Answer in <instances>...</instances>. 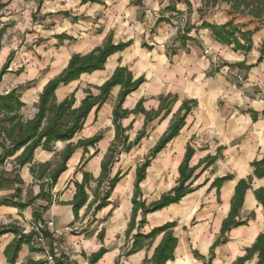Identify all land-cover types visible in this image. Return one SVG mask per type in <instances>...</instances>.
<instances>
[{"label":"crops","instance_id":"1","mask_svg":"<svg viewBox=\"0 0 264 264\" xmlns=\"http://www.w3.org/2000/svg\"><path fill=\"white\" fill-rule=\"evenodd\" d=\"M77 1L76 9L78 13H82L86 2ZM172 1L145 0L139 3V0H103L101 3H96L99 8L97 13L99 23L96 25L99 29L94 32L88 30L80 32L65 24L61 30L54 31L50 44L55 49L49 65V74L40 81L35 97L26 93L28 89L22 92L25 103L22 111L26 116L32 117L36 113L38 94L43 85L67 65L71 54L86 53L102 44L103 40L112 33L115 42L132 40V43L125 49L111 54L102 70L83 73L69 84L60 85L56 89L59 99L75 89L77 98L84 96L83 89L91 88L96 92L92 86L102 85L118 65L127 66L134 77L145 78L143 83L126 96L122 107L133 109L136 102L143 98L144 108L157 109L160 95L172 93L178 96L171 106L170 113L164 118H161L163 113L153 118L146 125V133L136 146L128 152L120 153L119 160L111 167V175L117 170L124 174L114 185L109 196V204L94 214H92L93 206L85 205L74 219L70 204L75 191L74 180L81 181L83 177V173L78 170L79 162L83 157L82 147L75 149L67 161V168L61 172L51 190L52 198L49 203L46 197H37L23 209L15 205L0 204V218H28L40 214L43 219L55 220V227L61 231L60 238L71 245L73 253L71 260L76 264H87V259L81 254L82 249L90 255L100 246L106 247L107 252L93 264H116V259L122 253L121 248L127 240L125 230L131 220L133 207L131 197L135 188L136 166L144 160L151 147L167 130L182 100L189 98L197 101V107L187 115L186 124L180 133L152 158L146 168L145 178L139 183L142 197L147 202L152 201L176 184L179 176L178 165L183 160L188 143L195 149L190 165L197 164L199 159L207 154L214 155L218 146H223L221 150L223 156L216 159L214 164L199 175L193 183L198 188L187 193L180 202L171 203L169 206L148 213L147 222L141 230L147 232L155 225L175 220L173 232L178 241L174 258L168 260L166 264H205L202 259L194 257L192 250L196 249L200 254L208 256L210 246L217 239L221 223L230 209V198L236 181L252 175V188L247 189L244 195L241 215L245 219L247 214L253 211L255 217L250 218L246 225L234 226L229 230L228 240L217 244L211 263L233 264L238 256L245 254V248L254 242L256 236L264 231V214L253 193V189L264 185V176L256 177L253 174L254 168L250 164L252 160L264 157V42H260L263 28L253 34V48L248 53L234 51L230 45L216 41L207 28L199 27L202 20L224 23L231 18L233 15L226 11L227 4L211 8L201 18L198 12V8L202 5L201 0H189L190 7L186 0H174L179 14H185L188 22L194 26L186 38H181L178 36L180 32L173 24L175 17L171 18L170 22L155 23L161 14H175L164 10V7ZM235 21L244 23L246 28L252 29L255 25L254 20L245 15H237ZM60 33H66L73 38L60 41L56 37V34ZM142 43L151 47L147 48ZM161 43L165 45L164 48L161 47ZM11 47L5 45L3 37L0 47V66L13 50ZM204 48L210 49L208 54L204 53ZM260 54L263 59L257 63ZM243 60L254 66L245 70L233 65ZM224 67H229L230 71L224 72ZM9 71H14L11 65ZM233 71L243 76V83H235ZM16 86L18 85L13 87ZM119 90V84L111 89L109 98L99 108L100 110L95 112L93 109L88 114L84 128L72 139L73 141L102 133V138L96 145L97 152L90 156L88 153L84 154L89 158L82 169L90 172L95 178L101 174V162L108 147L114 141L112 108L117 102ZM120 122L123 126L131 124V128L126 133L128 139L134 140L137 132L145 124L144 114H130L121 118ZM65 145V141L57 140L52 151L37 148L33 156L34 161L38 163L52 161L54 166L59 160L58 154ZM94 149L89 147V153ZM230 172L234 177L223 182L219 191L216 187L210 188V182L215 176ZM19 174L24 181V185H21V200H26L29 193L37 195L40 192L39 184L30 173L29 166L22 167ZM94 185L95 182L91 181V186ZM14 186L15 184L0 186V198L9 197L14 192ZM160 186H164V189L155 194ZM88 193L89 202L93 197L92 190ZM89 215H91L89 228L75 235L69 233L78 220L86 221ZM135 218L137 223L140 219V211ZM100 230H103L104 234L102 241L98 237ZM135 231L136 229H133L132 233ZM13 237L14 234L9 232L0 234V264H10L3 250ZM161 237L162 235H158L151 246H144L139 251L121 258V264H142L144 258L151 257L154 246ZM29 258L44 259L42 251L31 250L30 244H23L13 264H25ZM256 259L257 256L254 254L244 264H256Z\"/></svg>","mask_w":264,"mask_h":264},{"label":"trees","instance_id":"2","mask_svg":"<svg viewBox=\"0 0 264 264\" xmlns=\"http://www.w3.org/2000/svg\"><path fill=\"white\" fill-rule=\"evenodd\" d=\"M38 6L42 2L38 0ZM91 1L92 3H101L102 0H82V3ZM202 5L198 8L200 17L203 18L205 13L211 8L220 7L222 4H227L226 11L233 16L226 20L224 23L201 21L200 28H207L213 38L225 45H230L234 51H240L248 53L253 48L252 36L258 30L255 28H246L244 23H237L235 17L237 15L249 16L252 20L264 21V0H201ZM140 3V0H139ZM187 5L190 7L189 0H186ZM4 4H0V9ZM165 11H172L175 14H161L155 21L170 22L174 15H179V11L175 8L174 0L164 7ZM63 15H67L68 11H58ZM193 25H184V35L180 32L178 36L186 38L187 33L193 28ZM4 28H0V47L1 41L4 37ZM56 37L60 41L63 39H72L66 33L56 34ZM132 40L115 42L113 35L110 33L102 42V44L92 48L86 53L74 52L71 54L67 61V65L60 70L55 76L49 78V80L43 85L40 90L39 98L36 103V113L32 117H28L22 111L25 103L23 101L22 92L23 87L18 85L12 87L9 90L0 91V186H14V192L9 197L0 198V204L15 205L20 208L28 207L35 198L46 197L48 203L51 201V190L56 184L61 172L67 168V161L75 149L82 147L83 157L81 158L78 166V170L83 173L81 181L74 180V195L70 204H72L73 217H78L79 210L88 205L93 206L92 214L102 209L109 204V196L114 188V185L121 179L123 172L117 170V172L111 175V167L120 158L121 152H128L133 146L141 140L146 133V125L153 118L160 116L164 118L172 110L173 103L178 99L177 94L167 93L166 95L159 96V105L157 109L147 110L143 107V98L139 99L133 109L122 107V103L127 95H129L134 89H136L141 83L145 81L143 76L134 77L132 72L127 66L118 65L113 73L106 79L102 85H93L91 88L83 89L81 98H77L75 90L71 93L59 99L56 94V89L60 85H67L72 80L78 79V77L87 72L95 70H102L105 67L107 58L130 46ZM147 48L151 45L142 43ZM174 48V47H171ZM174 49L172 52L174 53ZM14 56V50H11L0 67V84L2 83L3 76L8 73L10 62ZM263 58L261 54L257 59V63ZM233 65L248 70L254 64H247L245 60L233 63ZM22 67L16 70L17 73L22 72ZM120 85L119 96L117 102L113 106L112 111V123L115 128L114 141L108 147L105 157L101 162V174L95 178L90 172H86L82 167L87 163L89 157H85L84 154L88 153L89 156L97 152L96 145L102 138V133H96L88 136L87 138L72 139L74 136L84 128V123L88 114L94 109L95 112L100 110L99 108L109 98L111 89ZM195 99L182 100L180 108L174 114L167 130L158 138L159 140L151 147L146 154L144 160L136 166V177L134 180V192L131 197L133 203L131 220L128 227L125 230L126 242L125 250L120 253L116 262L121 258L131 255L140 248L146 246L149 247L154 242V239L158 235H162L160 241L154 246V251L151 257L144 258L142 264H166L170 259L174 258V251L177 245L178 238L173 232V228L176 225L175 220H169L161 225H155L147 232H143L141 228L147 222L146 215L152 213L155 210L162 209L169 206L171 203L180 202V200L189 192L194 191L196 186L193 185L194 181L199 175L206 170L207 167L215 163V160L223 156L221 150L223 146H218L214 155L207 154L205 157L200 158L199 162L195 165H190V160L194 156L195 149L188 143L185 147L184 157L181 163L178 165L179 176L176 180V184L168 189V191L162 192L158 198L147 202L142 197V191L139 186L146 176V168L150 165L152 158L156 156V153L162 150L169 141L177 136L182 128L186 124V117L197 106ZM142 113L144 114V126L137 132L134 140L128 139L126 131L131 128V124L123 126L120 120L121 118L128 117L130 114ZM255 115L253 116V118ZM57 140L65 141L66 145L63 150L58 154L59 160L52 166V161H45L38 163L34 161V152L37 148H43L49 151L54 150V145ZM89 147H94V151L89 153ZM10 164V168H6V164ZM251 166L254 168L253 174L262 178L264 176V157L261 159H254L251 161ZM29 166V171L32 173L34 180L38 182L40 192L37 195H31L29 193L26 200H21L22 189L21 185H24V181L19 174L20 170L24 166ZM234 177L233 173H227L215 178L210 182V188H219L222 183L231 180ZM91 181L95 182V185L91 186ZM252 175H248L246 178H239L236 181L234 192L230 198V209L220 226V233L217 239L211 244L210 252L208 256L200 254L196 249H193V255L197 259H202L205 264H212L211 261L214 258V250L217 244L225 243L228 240L227 233L234 226L246 225L250 218H254L253 211L247 214V218H243L241 215V208L244 203V195L247 189L252 188ZM92 190L93 197L88 202L89 193ZM254 197L261 205L262 214H264V185L253 189ZM46 207V206H45ZM140 211V219L136 223V215ZM33 217H40V214H36ZM136 229L132 233V230ZM14 234L13 239L4 247V254L7 261L13 264L19 254V250L23 244H30L31 250L41 249L32 243V234L23 233L21 229L15 225H0V234L4 233ZM46 236L49 234L46 232ZM98 237L102 241L104 234L103 230L98 232ZM107 252V248L100 246L96 251H93L90 255L84 253V257L87 259V264H93L98 261L104 253ZM256 254V264H264V231L256 236L254 242L245 248V254L238 256L233 264H244L246 260ZM25 264H46L44 259H32L29 258ZM56 264H76L74 261L68 258H57Z\"/></svg>","mask_w":264,"mask_h":264},{"label":"rangeland","instance_id":"3","mask_svg":"<svg viewBox=\"0 0 264 264\" xmlns=\"http://www.w3.org/2000/svg\"><path fill=\"white\" fill-rule=\"evenodd\" d=\"M41 1L38 6V0H0V4H4L0 9V28H4V43L7 46H13L11 48L14 50V56L10 62L11 68L14 71H9L8 74L3 76V81L0 84L1 92L8 90L14 85H20L24 91L28 89L26 91L27 94L30 93L34 97L36 96L37 86L49 74V65L51 64L55 49L50 44L51 38L54 36V31L61 30L65 24L68 27L72 26V28L80 32L81 30L94 32L99 29L96 25L99 23L97 15L99 8L96 3H92L91 1L86 2L84 11L78 13V9H76L77 0ZM58 11H68V14L63 15ZM174 17L176 15L172 18ZM186 23L191 25L188 19H186ZM254 23L253 28L256 27L258 30L263 28V35L260 36V42H264V21L254 20ZM181 33L184 35V32ZM58 42L59 40H57ZM21 66L23 71L18 74L16 70L21 68ZM233 77L235 83H243L236 76L233 75ZM20 80H22V83H20ZM5 166L6 168H10L9 163ZM163 189L164 186H160L155 191V194ZM91 215L88 216V220L86 221L78 220L71 227L69 233L75 235L77 232L89 228L91 225ZM65 243L70 247L71 251V245L67 241ZM124 248L125 243L121 248L122 253L125 250ZM84 253L87 255L82 249L81 254L84 255ZM71 256H73L72 251ZM116 264H121V261L119 260Z\"/></svg>","mask_w":264,"mask_h":264},{"label":"built area","instance_id":"4","mask_svg":"<svg viewBox=\"0 0 264 264\" xmlns=\"http://www.w3.org/2000/svg\"><path fill=\"white\" fill-rule=\"evenodd\" d=\"M144 2L145 0H140ZM176 19L173 21L175 29L178 32H184V25L186 23V15L179 14L176 15ZM164 48V44H160ZM209 48H204V53L208 54ZM230 71L229 67H224V72L228 73ZM232 74L236 76L239 81H244L241 74L233 71ZM17 225L23 233L32 234L33 245L39 247L43 253L44 260L46 264H56L57 258H68L71 260L70 247L65 243L64 240L60 238L61 231L55 227V220L52 218H42L40 217H20V218H0V225ZM49 235L46 236L45 233Z\"/></svg>","mask_w":264,"mask_h":264}]
</instances>
